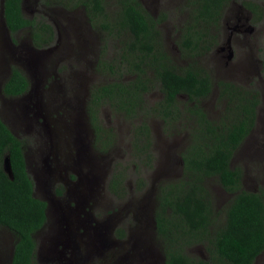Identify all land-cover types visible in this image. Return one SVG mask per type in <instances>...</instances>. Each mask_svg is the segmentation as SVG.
Here are the masks:
<instances>
[{
    "label": "trees",
    "instance_id": "16d2710c",
    "mask_svg": "<svg viewBox=\"0 0 264 264\" xmlns=\"http://www.w3.org/2000/svg\"><path fill=\"white\" fill-rule=\"evenodd\" d=\"M23 1L4 0L3 18L8 30L11 34L32 31L36 49L50 47L55 37L54 26L47 19L26 18ZM48 1L67 9L82 7L93 24L114 35L104 0ZM229 2L189 0L190 17L181 29L180 41L185 53L195 56L211 49L208 30L219 26ZM251 8L259 18L262 16L263 10L258 4H251ZM120 17V23L115 25L121 31L117 35L122 38L125 30L131 41L122 46L118 63L101 61L98 64V71L113 79L93 87L87 102L96 149L106 154L116 142L113 128L99 119L105 108L133 122L141 114L155 116L169 134L180 132L182 126L189 139L179 155L181 177L174 183L159 186L154 211L155 237L161 243L164 264H255L264 253V188L259 192L244 190V171L235 168L233 162L257 126L262 102L260 92L233 81H215L199 63L179 70L162 46L158 19L139 0L123 1ZM128 57L136 62L133 68L127 66ZM128 74L133 80L124 83ZM136 81L140 96L131 89ZM155 86L163 99L155 106L148 105L146 97ZM2 89L7 97H19L29 90V83L20 70L11 68ZM214 89H217L216 99L213 98L215 108L220 112L217 117H212L201 105L203 100L212 97ZM134 125L133 155L140 162L151 163L155 151L152 129L146 122ZM8 127L0 118V230L14 235L12 264H35L34 236L48 223V203L35 197V182L26 167L25 143ZM7 156L13 179L3 169ZM127 171V167H122L114 173L110 188L115 194L118 190L125 192L124 178L119 187L118 176L124 172L126 177ZM144 182L141 181V188ZM212 183L232 197L222 212L216 210L210 189ZM115 234L122 239L126 232L120 229ZM192 245H201L207 256H190L186 248Z\"/></svg>",
    "mask_w": 264,
    "mask_h": 264
},
{
    "label": "rangeland",
    "instance_id": "374dc122",
    "mask_svg": "<svg viewBox=\"0 0 264 264\" xmlns=\"http://www.w3.org/2000/svg\"><path fill=\"white\" fill-rule=\"evenodd\" d=\"M1 1L0 117L5 120L15 135L24 141L27 148L28 161L34 167V170L47 168L46 163L43 161L44 158L37 156L38 149L42 148V142L50 146V136L52 142L53 140L56 141L54 151L57 150L64 156L69 153L65 142L71 143L76 138V135L71 131L80 128L75 131L77 135L81 134L83 136L78 138L79 144L77 146V160L82 161V166L79 167V174L82 177V180L81 178L80 180L84 183L82 189L88 196L89 208H86V210L90 212L89 220L93 221L96 227L93 229L89 225H85V228H88L89 232L100 230V233L112 231V228L116 229L115 232L122 229L126 232L125 237L122 239L128 242L132 237L135 238L137 229L133 228L139 227L146 232H136L140 238L138 252L144 258H141L139 261L136 260L135 264H164L163 253L160 247L161 243L156 240L154 231L157 190L161 184L169 185L181 177L179 155L181 150L186 146L189 135L186 134L182 126L179 130L184 131L186 135L184 133L181 134V131L178 133L172 132L173 134L166 133L163 122L155 116L145 117V114H141L133 122L126 119L125 116L105 108L102 110L103 113L99 114V119H103L102 121L105 122L107 127L113 128L116 142L104 154L93 146H96L95 142L94 144H89L92 138L89 137L87 129L88 121L84 113V109L87 108V97H89L92 88L96 85L111 82L110 80L113 79L110 76L104 75L105 73L98 71V64L101 61L118 63L122 46H126L131 41L129 33L125 30H122V38L118 36L117 33L121 31H119V27L115 26L120 23L122 2L126 0H104L106 2V12L112 27L111 33L114 35L96 26L95 23L93 24L82 7L67 9L59 6L56 2H49L48 0H26L23 3V13L26 18H40L41 21H46L47 19L54 26V41L50 47L45 49H36L32 31L21 30L16 34H11V32L5 30L1 14ZM139 2L149 14L158 19V28L162 32V46H164V50L168 53L171 62L179 70L187 67L189 64L199 63L213 78L233 81L238 85L254 88L260 92L262 102L258 110L257 126L244 142L240 153L233 162L235 168L244 171L242 188L249 192H259L261 188H264V79L262 81L257 80L255 77H258V75H254L251 71H248V67H255L259 72L260 63H254V59L257 60L258 58L264 62V9L260 18L257 14L248 15L250 22L256 28L255 38H249L250 34L246 36V38L250 39L248 42L250 43V47L245 43H240L237 35H233L231 46L234 56L229 64L224 63L225 59L222 58L223 53L220 50L225 45L231 29H234L230 16L232 13L238 11L237 6L241 4L247 6V2H254L262 6V3L264 5V0H230L225 8L219 26H212L208 30V34L212 38L210 40L211 49L208 52L203 51L200 55L195 56L185 53L180 47L182 38L181 29L187 25L190 17L187 7L189 0H139ZM244 15H247L246 12ZM98 23H100V20ZM10 39L15 42L13 43L14 48L9 45ZM155 42L156 49H158L159 43L156 38ZM21 44L25 47L18 51L21 48ZM27 47L37 50L39 54L43 53L46 58L40 63L37 62L38 64L30 63L32 60L27 55ZM253 53L255 56H253ZM252 57L254 58L250 60ZM127 59L130 61V63H127V66L133 68L136 64L133 61L134 58L128 57ZM25 63H30L33 70L37 68L40 70L45 69L47 73L52 74L53 72H57L60 75L56 79L52 74L47 80V83L51 86L47 85L46 87L50 91L45 93L41 87L35 89L36 96L37 94L38 96L42 94V97L46 99L45 102L47 103L45 104L48 107V114H53V117L48 122L49 127H40V133H33L32 129H28L30 126L28 117L18 114L19 108H21L23 103L22 101L18 99H3L2 86L10 76L9 69L16 68L21 70L22 68L25 70L29 66V64ZM145 67L148 70H152L150 65H146ZM201 67L196 66L195 69L200 70ZM33 79L36 80V78ZM123 80L125 81L124 83H127L132 81L133 77L128 74ZM36 82L42 85L46 81L41 79V76H38L34 85ZM138 87V81L131 87L136 92V96L141 95L140 87L139 89ZM216 95L217 89H214L212 97L203 100L201 103L203 107L209 110L212 117H217L220 114L219 109H216L214 104L213 98L216 99ZM31 98L32 100L34 99L33 97ZM146 98L148 99V105L152 106H155L163 99L157 86L151 89ZM30 100L28 99L24 104H27L26 106L30 105ZM57 112L61 116H56ZM24 113L27 116L31 115L29 111ZM14 116H19L21 119L24 118L27 122L23 124L21 119ZM141 122H146L150 125L155 140L154 159L153 162L148 164L138 161L132 151L134 123L140 124ZM59 134L65 135L59 136ZM59 137L60 143L57 142ZM72 149H75L73 153L76 155L77 148L73 146ZM122 167H127L128 171L126 172V177H124V172L118 176V184L121 187L124 178L125 192L118 190V194H115L111 190L110 185L101 187L100 181L94 182L102 179L104 175L107 181L110 178L113 179L114 173L120 171ZM31 177L35 181L33 174ZM88 180L93 181L88 183ZM142 180H145V185L141 188L140 183ZM92 183L93 185L90 186L89 184ZM44 184L46 185V193L48 195L52 187L47 182ZM58 185L59 183H56L54 186ZM35 186L37 187V180L35 181ZM36 187L35 197L46 201L47 195L45 196L42 188L37 190ZM210 189L214 195V204L217 212H222L232 197L224 193L214 183L210 184ZM63 208L65 211L68 209L65 205H63ZM80 211H82L81 207L78 208V211H73L71 214L73 225L66 227L71 230L70 244L76 253H78V248L75 244L79 239L76 229L79 227L78 214ZM59 212L60 208L55 210V219L57 217L60 218ZM55 219L49 222V224L47 223V225H54ZM135 219L139 223H145V225H134ZM95 221H97V224ZM69 222H71L70 219ZM99 222H106L108 225H99ZM121 222H123L122 225H118ZM47 231L45 230L44 232L46 233ZM145 234L148 236L147 241L144 240ZM45 237L43 232L36 235L38 248L36 250L35 264H87L86 259L80 256L78 259L71 257L66 261V258L62 257L61 261L55 260L57 261L56 263L48 262L45 257V250L41 249L42 245L47 243L43 241ZM114 237L120 239L116 234ZM0 239V256H3L4 264H9L14 250V235L8 231L0 230ZM186 250L193 257L203 258L207 256L201 245H192L187 247ZM125 251H122L123 254L120 255L117 264H128L124 262L125 259L133 257L134 252L132 250H127L124 253ZM112 258L113 252L111 251L108 253L107 260L111 259L110 262H112ZM255 264H264V253L257 259Z\"/></svg>",
    "mask_w": 264,
    "mask_h": 264
},
{
    "label": "flooded vegetation",
    "instance_id": "af4514ba",
    "mask_svg": "<svg viewBox=\"0 0 264 264\" xmlns=\"http://www.w3.org/2000/svg\"><path fill=\"white\" fill-rule=\"evenodd\" d=\"M251 4H256V3L250 2L249 5L247 4V6H245V4L244 5L241 4L237 6L238 11H236L235 13H232V15L230 16V20L234 24V29H231L229 37L225 45L220 50V52L223 53L222 58L225 59L224 63L226 64H229L232 61L233 56H234V53L232 51V46H231V43H232L231 38L233 35H237L238 41H240V43H245L248 47H250L249 46L250 43H248L250 41L249 38L251 37L255 38L256 28L250 22V18L248 17V15L249 16L255 15L254 10L251 8ZM259 6L261 7L262 10L264 9L263 3H262V6L261 5ZM245 12L247 15H244ZM247 34H250L249 38H246ZM9 41H10L9 45L14 46L13 45L14 41L12 39H10ZM24 47L25 46L21 44V48L18 51H20ZM28 49H29V53H28ZM27 55L32 60V62L30 63H34V64H36L37 62L40 63L46 58L45 55H41L37 52V50L30 49L29 47H27ZM253 56H255L254 53H253ZM253 58L254 57L250 58V60ZM30 63H25V64H29V66L25 70L22 68L20 70L29 82V90L19 97H7L3 95V99L4 100L5 99L7 100L8 99L9 100L18 99L22 101L23 103H22L21 108H19L18 114H22L23 117L24 116L28 117L29 119L28 122L30 125L28 129L30 130L32 129L33 133H40V129H41L40 127H43V128L49 127L48 122L50 121V118L53 117V114L52 113L48 114V107L45 104L47 103L45 102L46 99L42 97L43 96L42 94L41 96H38V94L36 96L35 89H38L41 87L42 91H44L45 93L50 91V89L46 87L47 85L51 86L50 84L47 83V80L52 74L56 77V79L59 78L60 75L57 72L56 73L53 72L52 74L47 73L45 69L40 70L37 68L36 70H33L32 67L30 66ZM254 63H260L259 72L255 67H252V66L248 67L249 68L248 71H251L254 75H258V77H255V78L259 81H262L264 79V62L260 61L257 58V60L254 59ZM55 70H56V67H55ZM9 72L11 73V68L9 69ZM38 76H41V79L45 80L46 82L43 83L42 85L36 82L34 85V82L37 81ZM33 78H36V80H34ZM214 79L216 81L220 80L218 78H214ZM31 97H33L34 99L32 100ZM87 98L89 100L90 94H89V97ZM28 99L30 100L29 102L30 105L26 106L27 104L25 105L24 103ZM26 111H29L31 115H28V116L25 115L24 112ZM84 113L86 114L87 121H88L87 129H88L89 137L92 138V141L90 140L89 142V144L91 145V144H94L95 142V131L90 121V116L87 112V108L84 109ZM56 116H61V115L57 112ZM14 117L21 119L19 116H14ZM21 121L23 124L27 122L26 119L24 118L21 119ZM8 128L15 135L14 131L10 127ZM79 129L80 128H77L71 131L74 135H76V138H75V141L71 143L68 141L65 142L66 148L69 151V153H67L64 156L61 152H58L57 150L54 151L56 141L53 140L52 142L51 141L52 138L50 136H49L50 146H48V144L46 145L45 142L41 143L42 148L38 149L39 152L37 156H39L40 158L41 157L44 158L43 161L47 165V168L45 169L44 168H39L35 170L33 169L34 167L28 161L27 148H26V160H25L26 167H27V171L29 175L31 176L33 174L35 177V181L37 180L36 189L39 190V188H42L46 196L47 191H46V185L44 183L47 182L52 187V190L49 192V194L47 195L45 199L46 200L45 202H48V205L50 208V211L48 210V213H49L48 224L53 219H55V216H56L55 210L60 208V212H59L60 218L57 217L55 219L54 225H45L42 228V230L39 232V233L43 232L45 234L46 237L43 239V241L47 242L46 244L42 245L41 249L43 251L45 250V257L47 261L50 263H56L57 261L55 260L61 261L62 257H65L66 258L65 260L67 261V259L71 257L72 258L75 257L76 259H78V257L80 256L86 259L87 264H117L120 255L123 254L122 251L132 250L134 252L133 257L132 258L127 257L124 262H127L128 264H131V263L135 264L136 260L139 261L141 260V258H144V256L139 257L138 243H139L140 238L138 237L136 232L138 231L140 233H143L144 230H141L139 227H134L133 229H137L135 232L136 235L134 236L135 238L132 237V239H129L128 242H125V239H118L114 237L115 230H116L115 228H112V231H107V233H104L103 238L96 239V240H95L96 233H100V230H96V232H89V229L85 228V225H89L93 229L96 227L94 226L95 225L94 222L89 220L90 212L86 210V208H89L88 196L85 194V192L82 189V187L84 186V183L81 181L82 177L79 174V167L82 166V163H81L82 161L77 160V157H78V147L77 146L79 144L78 138H80V136L83 137L81 134L77 135L75 133V131ZM61 135L64 136L65 134H59V136ZM59 139L60 137L57 139L58 143H60ZM73 146L77 148L76 155L75 153H73V150H75V149H72ZM93 146L95 147V145ZM181 164L182 162H180V165ZM92 181L88 180V183ZM98 181H100L99 183L101 187H105V185L111 186L112 178H110L107 181V178L104 175L102 179H98L94 182H98ZM56 183H59V185L54 186ZM89 185L92 186L93 183ZM57 189H59L60 193H57ZM63 205L67 206L68 208L67 211L64 210ZM79 207L82 208V211H80V213L78 214L80 226L77 227L76 229V232L79 236L78 242L75 244V246L78 248V253H76L70 244L71 243L70 235H72L70 234L71 230H69L66 227L73 225L71 214L73 213V211H78ZM61 216H62V219H61ZM69 219L71 220V222H69ZM95 223L97 224V221H95ZM122 223L123 222H121L118 225H122ZM98 224L108 225V223L106 222H99ZM134 225H145V223L143 222L139 223L135 219ZM45 230H48V231L45 233L44 232ZM3 231H6V230H3ZM37 234H35L34 236L35 241H36ZM147 238L148 236L145 234L144 240L147 241ZM37 248L38 246L36 243V250ZM111 251L113 252L112 262H110L111 259L107 260L108 253ZM126 251L124 253H126ZM35 256H36V251H35ZM12 257H13V254H12ZM38 258L39 257L37 255V259ZM0 260L2 262L4 261L3 256H0ZM34 262H35V259H34Z\"/></svg>",
    "mask_w": 264,
    "mask_h": 264
},
{
    "label": "water",
    "instance_id": "95a60500",
    "mask_svg": "<svg viewBox=\"0 0 264 264\" xmlns=\"http://www.w3.org/2000/svg\"><path fill=\"white\" fill-rule=\"evenodd\" d=\"M2 3V8H1V14H2V18L4 16V8H3V5H4V0L1 1ZM3 26L5 28V30L7 32H9L7 26H6V23L4 21V18H3ZM2 119V118H1ZM2 121L6 124V122L2 119ZM3 169H4V172L11 178L13 179V174H12V166H11V161H10V157L7 156L5 159H4V165H3ZM104 237V233H96V236H95V240L96 239H100V238H103ZM1 241V239H0ZM13 254V253H12ZM143 255L141 253H139V257H142ZM12 257V255H11ZM12 260L10 259L9 261V264H12L11 263ZM0 264H4L1 260H0Z\"/></svg>",
    "mask_w": 264,
    "mask_h": 264
},
{
    "label": "clouds",
    "instance_id": "9594fccd",
    "mask_svg": "<svg viewBox=\"0 0 264 264\" xmlns=\"http://www.w3.org/2000/svg\"><path fill=\"white\" fill-rule=\"evenodd\" d=\"M26 0H24L23 1V3L25 2ZM23 3H22V7H23ZM10 32V31H9ZM11 47H13L14 48V46H12V45H10ZM44 52V51H43ZM41 55H44L43 53H40ZM11 260H12V258H11Z\"/></svg>",
    "mask_w": 264,
    "mask_h": 264
},
{
    "label": "bare ground",
    "instance_id": "6f19581e",
    "mask_svg": "<svg viewBox=\"0 0 264 264\" xmlns=\"http://www.w3.org/2000/svg\"><path fill=\"white\" fill-rule=\"evenodd\" d=\"M36 187V186H35ZM48 210H49V205H48V209H47V215H48ZM80 226V225H79Z\"/></svg>",
    "mask_w": 264,
    "mask_h": 264
}]
</instances>
